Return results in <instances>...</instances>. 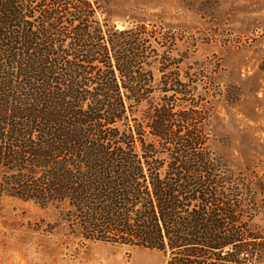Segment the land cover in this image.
I'll return each mask as SVG.
<instances>
[{"label":"trees","instance_id":"obj_1","mask_svg":"<svg viewBox=\"0 0 264 264\" xmlns=\"http://www.w3.org/2000/svg\"><path fill=\"white\" fill-rule=\"evenodd\" d=\"M98 11L0 0V200L62 205L71 227L165 264H256L249 180L213 150L166 36Z\"/></svg>","mask_w":264,"mask_h":264},{"label":"rangeland","instance_id":"obj_2","mask_svg":"<svg viewBox=\"0 0 264 264\" xmlns=\"http://www.w3.org/2000/svg\"><path fill=\"white\" fill-rule=\"evenodd\" d=\"M98 7V18L119 29L143 22L166 36L173 66L211 110L213 150L249 180L240 191L257 206L249 224L262 236L256 264H264V0H98ZM63 209L2 198L0 264H165L162 252L71 227Z\"/></svg>","mask_w":264,"mask_h":264}]
</instances>
